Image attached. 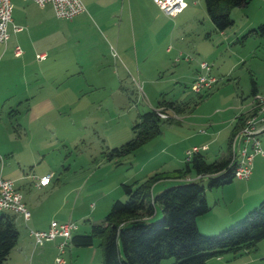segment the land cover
Masks as SVG:
<instances>
[{
  "label": "rangeland",
  "instance_id": "1",
  "mask_svg": "<svg viewBox=\"0 0 264 264\" xmlns=\"http://www.w3.org/2000/svg\"><path fill=\"white\" fill-rule=\"evenodd\" d=\"M186 1V16L175 21L171 18L172 23H177L171 46L183 52V56L176 61L175 55L174 60L170 59L164 65L166 69L148 76L151 80L147 83L133 75L112 73L111 70L118 68L120 56L111 43L116 55L106 57L103 63L101 60L94 61L93 57L90 60L95 64L91 71L106 69V76L100 79L91 77L88 81L90 85L75 89L73 101L68 107L48 112L40 121L33 122L31 134L27 136L23 135L22 129L15 127L14 119L8 126L0 125L1 150L12 149L15 152L11 158L9 151L0 152V165L8 160L23 173L24 181L14 185L18 186L22 195L27 189L34 192L41 203L37 210L41 218L53 216L55 220H61L67 205L57 211V215L53 212L57 210L62 193L74 187L67 201L72 196H78L73 217L77 225L75 232H88L90 223L98 222L108 211L111 199H126L121 183L142 181L155 173L183 166L185 153L192 147L201 150L207 161L222 157L232 126L230 119L241 111V104H247L252 99L249 76L255 81L256 94L264 97V35L257 30L260 24L264 25V0H249L245 6L232 8L229 16L233 24L223 32L214 30L203 0ZM87 12L86 18L75 24L81 27L85 41L91 46L100 45L101 38L95 29L98 16ZM127 35L120 30L118 37L120 41H126ZM185 55L190 59L184 60ZM200 62L208 68L199 70ZM195 68L214 79L210 87L197 91L191 88L193 78L198 74H194ZM173 100H180L188 108L180 113L171 109L165 112L158 110L174 121H161L159 134L126 156L107 159L110 149L133 136L132 127L143 112L155 108L158 101ZM216 130H220L219 134L215 133ZM258 138L264 153V132ZM38 149L37 157L34 151ZM252 163L253 176L248 182V178H234L223 186L207 188V180H202L205 201L210 209L196 218L200 233L216 234L242 219L248 210L262 201L258 199L243 213L239 210L241 203L247 204L256 196L261 198L264 193V160L256 156ZM37 170L53 172L51 182L41 190L33 188L31 175ZM179 183L159 180L151 186V193ZM53 186L59 189L46 195ZM80 214L87 217H79ZM160 216L161 211L155 206L149 220H158ZM17 225L23 232L20 220ZM99 242L100 238L96 236L90 246L68 244L64 253L44 251L39 247L33 252L28 240L21 234L13 250L25 244L20 264H58L54 260L56 255L64 259L63 264H101ZM9 259L7 257L2 264L17 262H10ZM172 260L165 258L162 263L168 264ZM205 264H264V238L252 247L209 258Z\"/></svg>",
  "mask_w": 264,
  "mask_h": 264
},
{
  "label": "crops",
  "instance_id": "2",
  "mask_svg": "<svg viewBox=\"0 0 264 264\" xmlns=\"http://www.w3.org/2000/svg\"><path fill=\"white\" fill-rule=\"evenodd\" d=\"M10 1L12 8L11 21L7 27L8 39L5 45L0 44V125L8 126L10 120L14 119L15 127L22 129L21 132L24 136L31 134V124L40 121L42 116L48 112L59 111L60 108L68 107L73 101L75 89L90 85L88 81L91 77L100 79V77L106 76V69L91 71V67H94L95 64L90 60L93 57L96 59L94 61L101 60L102 62L106 57L116 55L111 43L120 56L118 68L117 70H111L112 73L114 75H133L136 79H143L144 83H147L149 79L151 80L148 76L154 72L166 69L164 65L170 59L177 61L179 57L183 56V52L171 46L177 25L176 22V24L171 22V18L175 21L180 20L182 16H186L185 10L188 7L186 0H184L186 6L183 10L173 17L165 15L151 0H80L84 10L69 19L57 18L49 4L40 7L30 0ZM87 11L89 13L91 11L93 15L98 16V25L95 29L101 38L100 45L98 43L91 46L88 41H85L82 37L81 27L75 24L86 18ZM14 25L20 27V30H14ZM120 30L128 34L126 41H120L118 37ZM15 46L21 49L19 55L13 54ZM38 55L40 56L38 57ZM175 55H177L176 58H174ZM183 58L189 60L190 56L187 55L186 57L185 55ZM199 70L195 68L194 74L199 73ZM173 101L181 103L180 100ZM250 105L251 100L247 104H241V111H237L230 119V125L232 126L226 140L225 153L219 158L225 157L227 153L231 154L232 140L241 124L231 133L236 124V117L241 115L244 118L250 109ZM184 107L183 111L188 108L186 105ZM153 109L163 110V107L156 104ZM219 131L216 130L215 133L219 134ZM2 151H9L10 158L15 156L12 149L1 150L0 147V152ZM39 151V149L34 151L37 157ZM198 152L202 153L201 150ZM256 156L264 160V156L255 154L252 162ZM3 163L0 165L1 177L5 176L3 178L11 179L13 184L24 181L23 173L21 174L20 170L12 166V163H9L8 160ZM16 163L18 164V162ZM180 167L182 166H176L166 172ZM252 171L253 167L247 182L253 176ZM46 174H50L52 178L53 172L51 170H37L36 174L31 175L34 180V190H41L49 185L51 179L45 186L38 187L36 185V177ZM196 176V174L191 175L190 172L181 179H166L179 183L183 180H194ZM15 188L20 192L18 186H15ZM73 188H69V190L62 193L57 210L53 212L54 215H57V211L67 205V210L60 218L61 220H55L53 216L41 218L40 212L37 211L41 203L34 192L27 189L24 195L21 194L22 200L29 211V217L24 221L20 215L14 214V222L18 230L17 241L19 242V236L24 234L26 240H28V245L30 244L31 249L34 250L33 252L38 247L44 249V251L58 252L57 244L60 241L58 238L34 246L32 238L28 235V230H46L51 220L74 222L73 217L75 216L78 196H72V199L67 201V197L71 195ZM58 189L59 187L53 186L49 188L46 195ZM260 197L251 198L247 204L241 203L240 212L243 213L248 207L255 205L259 201L258 199L264 200V193ZM112 201L113 199L110 200L108 206ZM79 217L86 218L87 216L83 214L81 216L80 214ZM18 220H20V225L23 227V232L17 225ZM75 230L72 234L76 233ZM68 244L70 245L69 242ZM18 246H20L19 243ZM24 246L23 243L19 249H12L13 251L9 252L10 262L11 260L17 261H12V264H20L19 260L23 259L20 255ZM23 252L25 254L24 250Z\"/></svg>",
  "mask_w": 264,
  "mask_h": 264
},
{
  "label": "trees",
  "instance_id": "3",
  "mask_svg": "<svg viewBox=\"0 0 264 264\" xmlns=\"http://www.w3.org/2000/svg\"><path fill=\"white\" fill-rule=\"evenodd\" d=\"M249 0H203L205 12L216 31H223L233 24L229 16L232 8L245 6ZM264 35V25L257 28ZM250 95L256 93L253 77L249 76ZM163 110L175 113L183 111L184 105L176 101H158ZM243 117H236L237 129ZM173 122L172 118H159L154 109L139 116L132 127L133 136L107 153V159L121 158L135 150L146 140L159 134L161 121ZM264 132V131H263ZM231 155L207 161L200 152L193 153L183 166L169 172L155 173L142 181L121 183L125 200L115 199L100 222L90 224L83 234H72L73 246H90L93 237L100 238L101 264H205L209 258L227 252H237L254 246L264 238V200L248 210L242 219L216 234H202L196 226V218L209 211L204 198L206 187H218L230 183L234 177ZM201 175L165 188L155 194L151 186L162 179H181L188 173ZM155 206L161 211L158 220L150 221ZM18 230L14 214L0 210V264L17 243Z\"/></svg>",
  "mask_w": 264,
  "mask_h": 264
},
{
  "label": "built area",
  "instance_id": "4",
  "mask_svg": "<svg viewBox=\"0 0 264 264\" xmlns=\"http://www.w3.org/2000/svg\"><path fill=\"white\" fill-rule=\"evenodd\" d=\"M38 6L49 4L52 7L53 13L57 18L69 19L84 10L80 0H30ZM165 15L173 17L178 14L186 6L184 0H151ZM11 1L0 0V44L5 45L8 39L7 27L11 21ZM14 30H20V27L13 26ZM21 49L15 46L13 49L14 55H19ZM40 55H38L39 57ZM199 68L204 71L208 66L204 62L199 63ZM212 77L199 72L191 88L194 91L202 87H210L213 82ZM161 118H166L165 113L155 111ZM264 131V97H260L256 93L252 95L250 109L243 118L238 130L232 140L231 161L233 165L232 174L236 179H246L251 173L252 158L255 154L264 156L260 149L258 135ZM199 149L192 147L185 153V160L189 161L193 153ZM197 175L195 179L200 178ZM51 175H41L36 177V185L38 187L45 186L50 182ZM192 180V179H188ZM0 210L8 211L13 214H18L26 221L29 217V211L25 206L21 193L15 188L13 181L0 176ZM76 224L71 221L58 222L51 220L46 230H28V235L32 238L34 246L42 245L45 241H50L58 238L60 241L57 244L59 253H63L64 247L69 242ZM55 262L63 264L64 259L60 256L55 257Z\"/></svg>",
  "mask_w": 264,
  "mask_h": 264
}]
</instances>
